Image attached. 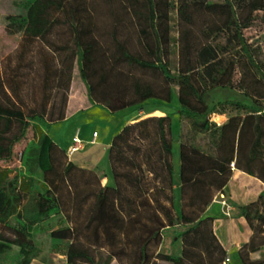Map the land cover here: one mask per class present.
I'll use <instances>...</instances> for the list:
<instances>
[{"label":"trees","instance_id":"16d2710c","mask_svg":"<svg viewBox=\"0 0 264 264\" xmlns=\"http://www.w3.org/2000/svg\"><path fill=\"white\" fill-rule=\"evenodd\" d=\"M17 1L8 30L22 40L0 61V162L14 159L30 129L34 137L19 172L0 166V260L18 248L11 264H32L35 234L43 233L66 264H232L206 212L232 164L264 183V59L244 33L264 14V0ZM76 66L91 105L112 115L149 100L170 103L178 88L179 212L172 115L138 120L114 136V185L103 186L96 170L70 161L50 138V127L68 116L49 119L46 104L57 93L67 104ZM38 84L39 109L22 92ZM218 89L242 99L209 105ZM227 114L222 125L211 121ZM262 198L240 208L253 232L239 251L242 264H264L252 259L264 248ZM171 229L179 256L160 252Z\"/></svg>","mask_w":264,"mask_h":264},{"label":"crops","instance_id":"0c3cea01","mask_svg":"<svg viewBox=\"0 0 264 264\" xmlns=\"http://www.w3.org/2000/svg\"><path fill=\"white\" fill-rule=\"evenodd\" d=\"M178 98V91L172 92V100L170 103L149 100L142 106L134 107L130 118L117 125L109 135L110 140L105 144L98 141L100 135L94 137L89 134L88 127L93 120V114L106 116V110L99 106L90 105L85 112L78 110L72 112L70 116L61 123L54 124L49 129L50 138L58 144L62 149L68 151L72 145L73 138L78 136L84 143V148L73 154L70 161L79 165L82 168L96 170L102 176V185H114V178L111 171L109 161V149L114 136L121 131L127 124L134 123L138 120L151 116H166L172 115L173 124V169H174V196L175 204L180 206V132L181 123L179 119V106L175 103V108L172 110L173 102ZM103 109V110H101ZM125 109L117 112L116 116L127 112ZM108 113V112H107ZM219 118H224V124L227 121L226 115H219ZM67 126V132L65 130ZM100 145V148H90L89 146ZM102 148V149H101ZM79 156L76 157V155ZM107 155V159H106ZM104 175V176H103ZM264 196V183L256 177H253L238 169L233 170L230 181L224 190L218 193L206 212V216L214 219V232L220 243L226 250L230 263L233 264L235 258H239L240 249L252 238V229L241 214V207L247 206ZM64 258V257H63ZM240 259V258H239ZM242 264L241 260L238 262Z\"/></svg>","mask_w":264,"mask_h":264},{"label":"rangeland","instance_id":"374dc122","mask_svg":"<svg viewBox=\"0 0 264 264\" xmlns=\"http://www.w3.org/2000/svg\"><path fill=\"white\" fill-rule=\"evenodd\" d=\"M101 3L103 0H99ZM173 3L175 0H171ZM105 9V8H104ZM19 14V7L17 0H0V61L5 60L8 55L12 54L18 48L20 41L22 40V35L15 34L10 35L11 31L8 30V24L10 17ZM171 27H172V36L177 37V11L175 9H171ZM246 39L261 53V59H264V14H258L255 22L252 27L245 32ZM172 67L173 70H176L178 56L175 51H173L171 56ZM15 59H13V63L15 64ZM173 91L177 92L178 88L174 87ZM23 97L27 104H30L32 107L43 106L44 96L41 94V88L39 84L35 87H23ZM232 99H242L241 95L237 91L233 90H223L218 89L213 91L208 98L209 105H213L215 103L232 100ZM175 103L179 106L178 98H175V102H173L172 110L176 109ZM91 102L87 95V89L85 84L83 83L80 77V71L78 67H75L73 73V82L71 89L69 91L67 104L64 102V94L57 93L51 96V99L46 104V109L48 112V117L51 120H55L58 116L65 112L66 116H70V114L76 110L79 112H85ZM134 107L128 108L127 112H123V114H119L120 116L112 115L106 112V116L102 117L93 114V120L91 125L88 127L89 134L92 135V132L95 131L97 135L100 137L98 141L101 144H105L108 140H110L109 135H111V131L121 122L130 118L129 116L134 113L132 111ZM103 110V109H101ZM104 111V110H103ZM227 116V121L229 119V114ZM219 123H223L224 118L218 119ZM226 121V122H227ZM67 132V126L65 128ZM34 133L30 129L26 139H24L20 144L15 147V155L12 161L8 162H0V166L3 168H9L13 171V175L21 170V154L23 153L26 146L33 139ZM90 148H100V145L89 146ZM102 149V148H101ZM79 154L76 155V157ZM71 157H69L70 159ZM107 159V155H106ZM104 176V175H103ZM264 201V196H263ZM176 211L179 212L180 206L178 203L175 204ZM264 212V209H262ZM35 242L37 248V257L33 260L32 264H66V259L54 254L52 247L56 241L52 240L47 234L36 233L35 234ZM182 251V243L181 241H176L175 239V230L171 229L165 232L164 240L160 247V252L164 254H170L174 256H179ZM19 250L18 248H14L13 251L5 256L3 260H0V264H11L16 263L17 254ZM252 259L255 261H264V248L260 251L254 253L252 255ZM233 264H239V258L233 259ZM117 264V263H113Z\"/></svg>","mask_w":264,"mask_h":264},{"label":"built area","instance_id":"2783aa9c","mask_svg":"<svg viewBox=\"0 0 264 264\" xmlns=\"http://www.w3.org/2000/svg\"><path fill=\"white\" fill-rule=\"evenodd\" d=\"M211 121H213L217 125H220L217 115H213L211 118ZM94 137H97V133L94 134ZM83 148H84L83 141L78 136H75L73 138L72 145L69 147V149L67 151V154L69 157H71V156H73V154L81 151ZM232 168H233V170H235L234 164H232ZM227 262H230L229 258H227Z\"/></svg>","mask_w":264,"mask_h":264}]
</instances>
